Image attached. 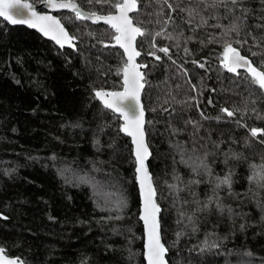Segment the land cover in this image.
<instances>
[{
	"label": "trees",
	"instance_id": "trees-1",
	"mask_svg": "<svg viewBox=\"0 0 264 264\" xmlns=\"http://www.w3.org/2000/svg\"><path fill=\"white\" fill-rule=\"evenodd\" d=\"M77 3L87 12L114 13L110 4ZM236 7L237 15L246 10L243 22L235 21L239 36H223L234 21L223 18V6L195 31L176 9L167 32L179 41H155L169 48L167 56L149 55L151 36L136 43L146 65L148 168L168 264H264V180H250L264 175V90L246 72L221 66L225 39L246 40L233 46L258 70L264 63V0ZM159 8L156 0H141V18L151 21L144 27L153 33L169 11L150 15ZM56 15L74 50L0 18V247L23 264H145L130 140L94 95L121 89L123 53L111 46L109 27ZM217 22L222 27H212ZM252 128L261 132L253 137ZM189 157L202 159L211 174L194 172L184 162ZM229 173L231 187H216ZM209 197L213 203L200 210Z\"/></svg>",
	"mask_w": 264,
	"mask_h": 264
},
{
	"label": "snow or ice",
	"instance_id": "snow-or-ice-1",
	"mask_svg": "<svg viewBox=\"0 0 264 264\" xmlns=\"http://www.w3.org/2000/svg\"><path fill=\"white\" fill-rule=\"evenodd\" d=\"M92 3L93 0H88ZM96 3L110 4V7L114 9V13L110 12L107 15H98L96 12H83L77 3V0H45V3L51 9H67L74 13L76 19H91L94 23L102 21L107 24L112 30V39L115 41V45L123 49L126 60L122 62V67L117 70V74H122V91H108L103 90L95 91V96L99 99L104 108L109 109L111 112L117 114L118 118L123 119L124 124L121 131L132 137L133 144L135 145V156L137 163V173H139L138 179L141 185V193L143 197V209L141 219L144 220L148 241L146 244V259L148 264H165V254L167 249L161 243L160 240V222L157 219L160 213V208L154 201L153 197L155 192L152 188L150 179L148 177L145 161L150 155L148 146L145 142V123H151V121L145 120V109L141 103V92L145 87V75L139 69L146 67V65L138 64L136 57L140 56V51L136 48L137 38L151 36L150 47L154 50L149 53L155 59L159 60L160 57L156 56V52H162L166 56L169 54V48L167 46L157 47L155 43L157 38H166L169 40L179 41V36H173L167 32V26L170 23H174L171 13L179 9L181 12L187 14V23L193 25L192 30L196 28L205 27L208 25L209 19H216V10L223 6L225 8L226 15L223 18H227L228 15L234 16V21L224 30L223 36L230 37L232 33L237 36L240 35L241 26L235 21L243 22L242 17L244 11L242 10L240 15H237V7L241 0H191L190 6H182L180 0H156V3L160 5L158 11L150 13L157 17L164 16V6L168 8L167 17L163 20V27L155 31L154 33L147 30L144 27L145 23H151V21H145L141 18V0H95ZM211 10V11H209ZM130 13H136L133 17ZM207 13V15H205ZM0 17L4 21L11 25L25 24L29 28H35L43 35L54 40L58 45L64 47L67 44L69 47H73V39L69 33L62 26L61 21L50 15H38L33 9L31 4L22 3L21 0H0ZM199 18V23H194ZM159 19L157 23H159ZM212 27H222L217 24ZM182 35V33H181ZM192 39V37H188ZM244 44L247 41H241L239 39L233 41L231 39H225L223 44V55L221 57V66L228 72L239 75L238 69H244L246 73L251 77V82L259 86L264 90V63L257 67L253 66L252 61L241 54V51L234 47L233 44ZM106 47L108 45H105ZM188 51L187 48L184 49ZM253 56L257 53L253 52ZM203 67V65H200ZM193 91H196V87L193 86ZM195 99V98H192ZM222 111L228 116L233 117L234 110H228L227 108ZM191 122V121H190ZM173 131H176L175 129ZM261 130L257 128L250 129V133L253 137H256ZM207 155V154H205ZM198 161V162H197ZM185 163H189L193 171L199 174L201 168L205 172L211 174V170L199 157H189ZM258 179L264 180V175L257 173L255 176L250 177V180ZM199 183V181H194ZM220 185H228L231 187V173L224 178L219 179L216 187ZM213 203V199L209 197L208 202L203 204L200 210L207 209L210 204ZM217 207L220 208V204L216 201ZM183 216V212L181 213ZM6 218V217H0ZM189 223L193 222V216H187ZM182 233H177V238ZM215 246V245H213ZM0 264H23L18 259H9L5 254V250L0 247Z\"/></svg>",
	"mask_w": 264,
	"mask_h": 264
},
{
	"label": "water",
	"instance_id": "water-1",
	"mask_svg": "<svg viewBox=\"0 0 264 264\" xmlns=\"http://www.w3.org/2000/svg\"><path fill=\"white\" fill-rule=\"evenodd\" d=\"M21 2L22 3H28V4H31L32 5V7H33V9L37 12V14L38 15H50V16H53V17H55V18H57V19H59V17L56 15V13H60V12H67V13H71V14H74L72 11H70V10H67V9H59V10H56V9H51L48 5H47V3H45V0H42L39 4H33V3H31V2H29V1H27V0H21ZM81 8V7H80ZM81 10L83 11V12H86L87 13V11H85V10H83L82 8H81ZM98 14V13H97ZM134 13H130V15L132 16ZM98 15H102V14H98ZM1 19H3L2 17H0ZM60 20V19H59ZM80 21H88L89 23H91V24H93V25H97V24H102V25H105V26H107V27H109L107 24H105V23H103L102 21H98V22H93L91 19H79ZM61 21V20H60ZM7 22V21H6ZM9 24V23H8ZM61 24H62V26L65 28V30L68 32V30L66 29V27L63 25V23L61 22ZM9 25H11V24H9ZM11 26H23V27H26V28H28V29H30V30H33V31H35L36 33H38L41 37H43L44 39H46V40H48V41H50V42H52L55 46H57L58 48H60V49H63V48H66V49H72V50H74L75 49V43H74V39H73V47H69L67 44H65V46L64 47H61L60 45H58L54 40H52V39H50L49 37H47V36H45V35H43L40 31H38L37 29H35V28H29L27 25H25V24H17V25H11ZM110 28V27H109ZM111 29V28H110ZM69 33V32H68ZM70 35V34H69ZM71 36V35H70ZM139 38V37H138ZM138 38H137V40H138ZM112 45H115V41L113 40V43L111 44V46ZM136 46V45H135ZM112 47H115V48H118L122 53H123V56H124V59L126 60V56L124 55V52H123V49H121V48H119V46H112ZM136 48H137V46H136ZM138 50V49H137ZM139 51V50H138ZM139 57L140 56H138V57H136V62L138 63V64H140L139 62H138V59H139ZM246 57V56H245ZM246 58H248V57H246ZM249 59V58H248ZM250 60V59H249ZM251 61V60H250ZM142 73H143V70H142V68L141 69H139ZM238 71H242V72H246L244 69H238L237 70V72ZM121 83H122V74H121ZM144 90V89H143ZM143 90H142V92H143ZM96 91H98V90H96ZM116 91H122V87H121V89L120 90H116ZM105 92H108V91H105ZM142 92H141V96H142ZM94 95H95V92H94ZM96 97V96H95ZM97 99V98H96ZM99 102H100V104L103 106V104H102V102L99 100V99H97ZM141 103H142V100H141ZM142 106H143V103H142ZM104 107V106H103ZM109 110V109H108ZM115 114V113H114ZM115 115H117V114H115ZM145 116H146V113H145ZM120 119V121H121V125H120V131H121V128H122V126H123V124H124V121H123V119H121V118H119ZM144 128H145V126H144ZM121 133L122 134H124L126 137H128L129 138V140H130V144H131V147H132V156H133V159H134V163H135V167H134V173H135V182H136V185H137V190H138V197H139V214H138V219L140 220V222H141V225H142V230H143V259H144V263L145 264H148V262H147V259H146V256H145V253H146V244H147V241H148V236H147V231H146V226H145V222H144V220H142L141 219V215H142V209H143V197H142V193H141V185H140V181H139V179H138V176H139V173H137V171H136V169H137V163H136V156H135V145L133 144V141H132V137L131 136H129V135H127L125 132H123V131H121ZM145 142H146V134H145ZM146 144H147V142H146ZM148 146V145H147ZM148 151H149V153H150V155L148 156V158H147V160L145 161V166H146V168H147V172H148V177H149V179H150V182H151V185H152V188H153V190H154V192H155V196L153 197V199H154V201L156 202V204L158 205V203H157V201H156V191H155V187H154V185H153V181H152V176H151V173H150V171H149V168H148V161H149V159H150V156H151V151H150V149H149V147H148ZM158 207L160 208V210H161V207L158 205ZM161 212V211H160ZM160 214V213H159ZM159 214H158V216H157V219L159 220ZM160 240H161V243L163 244V242H162V239H161V232H160ZM164 245V244H163ZM166 254H167V251H166ZM166 254H165V257H164V259H165V264H168V262H167V259H166ZM7 256V255H6ZM7 258H9V259H16V258H13V257H9V256H7Z\"/></svg>",
	"mask_w": 264,
	"mask_h": 264
}]
</instances>
